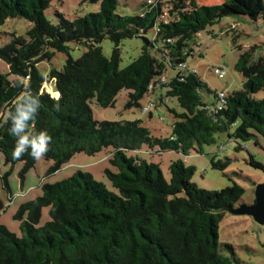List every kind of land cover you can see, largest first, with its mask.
Masks as SVG:
<instances>
[{
    "label": "trees",
    "instance_id": "trees-1",
    "mask_svg": "<svg viewBox=\"0 0 264 264\" xmlns=\"http://www.w3.org/2000/svg\"><path fill=\"white\" fill-rule=\"evenodd\" d=\"M53 1L0 0V27L8 18L30 24L24 35L0 30V59L8 67L5 74L0 71V156L10 167L22 163V177L38 160L28 153L19 159L11 154L15 137L8 132L9 115L22 90L18 85L27 80L43 105L31 127L47 130L52 137L41 157L52 162L50 171L77 153L106 150L116 170L105 169L104 174L117 193L80 170L43 184L42 193L21 203L15 214L20 236L0 224V264H242L233 245L220 241V222L224 208L236 206L245 188L231 181L221 190L199 189L191 182L193 167H186L180 157L170 161L166 180L159 163L138 152L202 153L220 133L235 143V150L245 148L252 136L256 145L259 137L264 140V56L253 59L255 45L239 49L234 68L242 75V87L225 93L220 110L214 108L219 92L209 89L187 64L198 32L229 15L264 23V1L206 5L197 0H156L144 3L139 14L128 15L116 12L117 0H82L99 2V10L74 19L56 12L54 23L45 15ZM4 36L10 39L4 42ZM106 36L112 43L109 56L100 46ZM134 37L143 41L140 53L120 68V44ZM69 43L85 47L80 57L69 55ZM56 52L67 58L61 69L45 76L37 64L50 61ZM178 60L183 61L175 63ZM163 72L166 78L161 81L156 76ZM47 80L59 96V112L51 110L57 97L44 90ZM123 90L128 107L141 108L145 96L153 108L158 102L167 106V100L177 101L181 112L167 107L173 116L167 136L153 135L139 119L93 118L92 102L111 107ZM203 93L211 94L213 102ZM214 157L212 168L223 170L229 163L228 158ZM249 164L264 168L252 156ZM1 179L8 189L7 176ZM45 207L49 220L37 226Z\"/></svg>",
    "mask_w": 264,
    "mask_h": 264
},
{
    "label": "rangeland",
    "instance_id": "rangeland-1",
    "mask_svg": "<svg viewBox=\"0 0 264 264\" xmlns=\"http://www.w3.org/2000/svg\"><path fill=\"white\" fill-rule=\"evenodd\" d=\"M166 1V0H165ZM200 4H216L224 0H197ZM264 1V0H263ZM146 0H117L116 12L118 14L136 15L142 11ZM99 10V2L90 3L82 0H54L45 11V15L53 23L56 22V12L63 14L68 19L83 16L89 12ZM30 24L23 18H8L0 27L2 31L13 32L24 35ZM236 35V43L232 44V36ZM146 37L151 36L148 32ZM4 42L10 39L4 36ZM190 46L193 48L192 55L188 57L187 64L193 68L200 79L206 83L213 91L225 90L231 92L242 87V75L234 68L239 56V49H247L255 45L256 50L253 59L257 60L264 56V23L259 18L252 20L243 15H229L220 19L213 26L198 32L192 39ZM3 42V43H4ZM143 41L134 37L125 39L120 44V63L122 68L128 65L140 53ZM1 44V43H0ZM69 55L78 58L85 50L84 46L69 43ZM104 55L109 56L112 51V43L106 36L100 43ZM67 58V55L56 52L50 61H42L37 64V68L48 76L51 69L59 70ZM220 66L224 69V75L218 77L213 68ZM7 65L0 59V71L6 73ZM46 92L55 96V86L52 80H47L43 84ZM263 95L261 93L259 96ZM203 98L209 102L213 96L203 93ZM128 95L126 91H121L116 97L113 106L102 108L94 102L91 103L92 114L95 120H136L142 121V125L148 127L155 136H167L173 119L168 108H173L178 112L182 109L175 99L167 100V106L158 102L155 108H151L152 116L143 113L140 108L127 106ZM147 97L140 100V105L146 104ZM168 107V108H167ZM234 129L231 127L230 131ZM217 142L204 147L202 153H190L188 155L176 154L168 151L162 155H150L143 151L138 152L140 157L147 161L159 163L160 169L166 180H169V163L171 160L181 158L186 167H193L191 182L202 190H221L235 181L245 188V193L239 203L252 204L254 201V184L264 183V168H255L249 164L250 156L257 162L264 165V140L259 137V144L255 140H247L245 148L235 150V143L228 142L225 133L217 134ZM130 155V152H127ZM215 155V160L229 159L228 165L223 169L212 168L210 160ZM0 224L6 226L11 232L20 236L19 221L15 214L21 203L33 200L42 193L41 186L45 183L62 181L76 170L88 172L97 182L103 183L105 187L117 193L104 174L105 169L115 171L110 164L106 150H102L94 155L84 153L75 154L60 169L50 171L52 162L40 158L35 165L27 170L23 177L20 175L22 163H16L12 167L5 164L0 156ZM7 176L8 189L3 185L1 176ZM48 207L42 210V215L37 226H42L49 220ZM220 241L229 242L242 261V264H264V224L256 223L250 216L232 214L226 211L225 217L220 222Z\"/></svg>",
    "mask_w": 264,
    "mask_h": 264
},
{
    "label": "clouds",
    "instance_id": "clouds-1",
    "mask_svg": "<svg viewBox=\"0 0 264 264\" xmlns=\"http://www.w3.org/2000/svg\"><path fill=\"white\" fill-rule=\"evenodd\" d=\"M21 92L15 97L12 111L9 115V135L15 137L12 150L13 159L21 158L28 153L34 159H40L49 150L52 140L47 130L35 131L31 124L34 123L43 107L40 95L34 93L27 80L23 81ZM52 105V111L59 112V96Z\"/></svg>",
    "mask_w": 264,
    "mask_h": 264
},
{
    "label": "water",
    "instance_id": "water-1",
    "mask_svg": "<svg viewBox=\"0 0 264 264\" xmlns=\"http://www.w3.org/2000/svg\"><path fill=\"white\" fill-rule=\"evenodd\" d=\"M178 60L175 63H180ZM255 139V136L250 137ZM232 214L250 216L256 223L264 224V183L254 184V201L252 204L238 203L233 207L224 208Z\"/></svg>",
    "mask_w": 264,
    "mask_h": 264
},
{
    "label": "built area",
    "instance_id": "built-area-1",
    "mask_svg": "<svg viewBox=\"0 0 264 264\" xmlns=\"http://www.w3.org/2000/svg\"><path fill=\"white\" fill-rule=\"evenodd\" d=\"M156 0H146L147 3H154ZM144 14L142 13L141 16H143ZM214 73L218 76V77H222L224 75V69L220 66L214 67L213 68ZM157 79L164 81L166 78V73L163 72L162 74H159L156 76ZM151 87V86H150ZM150 89V88H149ZM225 97V92L219 91L218 93V100H217V104L215 105L214 108H216L217 110H220L222 107V102H223V98ZM153 103L152 102H148L147 104L143 105L140 108V111L143 113H148L151 108H153Z\"/></svg>",
    "mask_w": 264,
    "mask_h": 264
},
{
    "label": "crops",
    "instance_id": "crops-1",
    "mask_svg": "<svg viewBox=\"0 0 264 264\" xmlns=\"http://www.w3.org/2000/svg\"><path fill=\"white\" fill-rule=\"evenodd\" d=\"M222 92H225V90H221ZM225 93H227V92H225ZM158 93H156V95H157ZM56 95V94H55ZM212 101V100H211ZM213 102V101H212ZM152 116V113H151V115H150V117Z\"/></svg>",
    "mask_w": 264,
    "mask_h": 264
}]
</instances>
